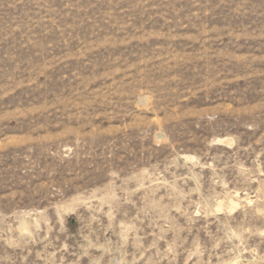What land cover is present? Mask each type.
Wrapping results in <instances>:
<instances>
[{"label":"rangeland","instance_id":"rangeland-1","mask_svg":"<svg viewBox=\"0 0 264 264\" xmlns=\"http://www.w3.org/2000/svg\"><path fill=\"white\" fill-rule=\"evenodd\" d=\"M0 264H264V0H0Z\"/></svg>","mask_w":264,"mask_h":264}]
</instances>
